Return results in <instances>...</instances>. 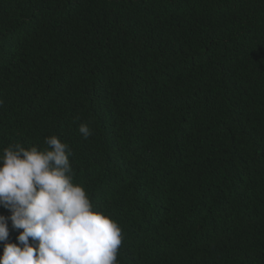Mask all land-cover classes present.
Returning <instances> with one entry per match:
<instances>
[{
    "label": "trees",
    "instance_id": "1",
    "mask_svg": "<svg viewBox=\"0 0 264 264\" xmlns=\"http://www.w3.org/2000/svg\"><path fill=\"white\" fill-rule=\"evenodd\" d=\"M0 101V149L69 146L118 264H264V0H0Z\"/></svg>",
    "mask_w": 264,
    "mask_h": 264
},
{
    "label": "clouds",
    "instance_id": "2",
    "mask_svg": "<svg viewBox=\"0 0 264 264\" xmlns=\"http://www.w3.org/2000/svg\"><path fill=\"white\" fill-rule=\"evenodd\" d=\"M78 131L92 135L87 124ZM44 143L43 150L20 143L0 149V207L10 213L0 215V264H118L121 227L74 181L69 146L56 136ZM8 221L22 230L16 243H6Z\"/></svg>",
    "mask_w": 264,
    "mask_h": 264
}]
</instances>
